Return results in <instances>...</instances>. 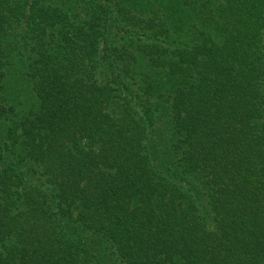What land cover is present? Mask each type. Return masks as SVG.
<instances>
[{
  "label": "trees",
  "instance_id": "obj_1",
  "mask_svg": "<svg viewBox=\"0 0 264 264\" xmlns=\"http://www.w3.org/2000/svg\"><path fill=\"white\" fill-rule=\"evenodd\" d=\"M0 264H264V0H0Z\"/></svg>",
  "mask_w": 264,
  "mask_h": 264
}]
</instances>
